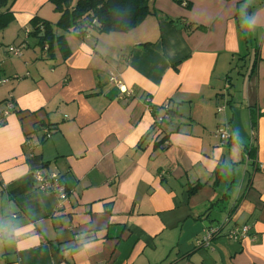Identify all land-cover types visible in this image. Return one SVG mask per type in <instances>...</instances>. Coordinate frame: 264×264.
Masks as SVG:
<instances>
[{
  "label": "crops",
  "instance_id": "1",
  "mask_svg": "<svg viewBox=\"0 0 264 264\" xmlns=\"http://www.w3.org/2000/svg\"><path fill=\"white\" fill-rule=\"evenodd\" d=\"M147 1L128 30L53 26L48 48L31 21H53L50 1L10 5L0 264H264V0Z\"/></svg>",
  "mask_w": 264,
  "mask_h": 264
},
{
  "label": "trees",
  "instance_id": "2",
  "mask_svg": "<svg viewBox=\"0 0 264 264\" xmlns=\"http://www.w3.org/2000/svg\"><path fill=\"white\" fill-rule=\"evenodd\" d=\"M14 0H0V30L4 29L13 17L10 5ZM54 11L59 13L55 23L33 17V34L39 44L49 47L54 39L53 26L66 32L85 33L89 29L98 32L128 30L140 22L148 13L147 0H49ZM37 23V24H36ZM42 33V35H39ZM57 45H61L60 42ZM256 125L255 116L252 121ZM35 170V169H34ZM194 186L190 191H194Z\"/></svg>",
  "mask_w": 264,
  "mask_h": 264
},
{
  "label": "built area",
  "instance_id": "3",
  "mask_svg": "<svg viewBox=\"0 0 264 264\" xmlns=\"http://www.w3.org/2000/svg\"><path fill=\"white\" fill-rule=\"evenodd\" d=\"M7 51L14 56H20L21 55L20 47L15 46V45L14 46H12V45L8 46ZM110 79L123 92H125L126 94H131V91L125 89L123 83L118 78L112 76ZM5 82H6V79L0 78V84H3ZM6 108L7 109L5 110L4 113H7L10 109H13V104L11 102L6 103ZM223 108H224V106H220V107H217V110L221 111ZM47 132H48V130L46 131V133ZM214 133L220 138L221 142L228 140V138H229L227 131L224 130L223 128H216ZM33 174H34V177L39 182V188L40 189H42V190H56L58 192L60 198L64 199L66 197V192L61 187V184L59 182V177L56 173H54V172L44 173V172H41L40 170H34ZM248 230L249 229H248L247 225L234 227L228 232V236L231 239L238 240L240 238L246 237L248 235ZM215 232L216 231H214V230H205L204 235L202 237V241L198 242L197 244L198 245L210 244L211 240L214 238L213 236H215L214 235Z\"/></svg>",
  "mask_w": 264,
  "mask_h": 264
},
{
  "label": "rangeland",
  "instance_id": "4",
  "mask_svg": "<svg viewBox=\"0 0 264 264\" xmlns=\"http://www.w3.org/2000/svg\"><path fill=\"white\" fill-rule=\"evenodd\" d=\"M47 5H49L48 7H50V10H49L50 11V16H52L51 18L53 20L51 22H57L60 15L56 11H54L53 4L51 2H48ZM52 9H53L55 14L52 13ZM32 39L36 43L37 39L35 37H32ZM8 46H10V45H8ZM12 46H14V45H12ZM235 73H236V71H235ZM0 104H2L1 100H0ZM246 146H247V144H246ZM38 188H39V185H38ZM7 208H8V203H7L6 198L4 199V198L0 197V225H4V224L8 225V219L6 218L7 217L6 214L8 212Z\"/></svg>",
  "mask_w": 264,
  "mask_h": 264
},
{
  "label": "water",
  "instance_id": "5",
  "mask_svg": "<svg viewBox=\"0 0 264 264\" xmlns=\"http://www.w3.org/2000/svg\"><path fill=\"white\" fill-rule=\"evenodd\" d=\"M41 35V34H40Z\"/></svg>",
  "mask_w": 264,
  "mask_h": 264
}]
</instances>
